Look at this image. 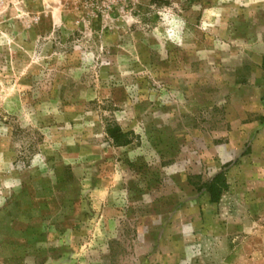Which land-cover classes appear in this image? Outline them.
I'll return each instance as SVG.
<instances>
[{
    "label": "rangeland",
    "instance_id": "1",
    "mask_svg": "<svg viewBox=\"0 0 264 264\" xmlns=\"http://www.w3.org/2000/svg\"><path fill=\"white\" fill-rule=\"evenodd\" d=\"M0 264H264V0H0Z\"/></svg>",
    "mask_w": 264,
    "mask_h": 264
},
{
    "label": "trees",
    "instance_id": "2",
    "mask_svg": "<svg viewBox=\"0 0 264 264\" xmlns=\"http://www.w3.org/2000/svg\"><path fill=\"white\" fill-rule=\"evenodd\" d=\"M227 181L223 172L217 174L209 183L206 189L211 196V201H218L224 190L227 188Z\"/></svg>",
    "mask_w": 264,
    "mask_h": 264
}]
</instances>
